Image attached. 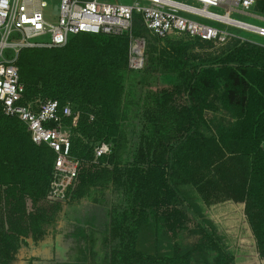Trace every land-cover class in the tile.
Wrapping results in <instances>:
<instances>
[{
    "label": "trees",
    "instance_id": "trees-1",
    "mask_svg": "<svg viewBox=\"0 0 264 264\" xmlns=\"http://www.w3.org/2000/svg\"><path fill=\"white\" fill-rule=\"evenodd\" d=\"M255 9L264 15V0H258ZM134 34L146 38L144 68L138 71L127 67L126 37L80 33L71 36L63 47L19 52L16 65L26 99L57 100L63 105L76 92L78 97L71 100L75 106L69 104L81 112L77 131L88 139L114 142L112 155L101 159L109 166L84 169L75 196L79 188L84 192L91 188L114 190L125 203L123 219L133 213L128 234L130 253L150 257L159 264L205 262L204 243L180 254L144 248L139 241L147 211L174 205L179 187L193 181L190 166L180 154L199 159L206 166L212 164L218 141L191 132L211 107V93L224 89L234 105L233 140L245 166V199L255 212L254 217L248 216L253 236L250 231L244 233L242 253L248 264H257L255 243L259 257L264 259V44L233 40L227 43L231 49L226 55L200 60L199 49L216 45L198 40H158L138 23ZM120 53L123 62L115 61ZM152 79L160 83L157 90L150 89ZM138 87L149 89L139 93ZM90 114L93 122L89 121ZM72 149L78 157L91 156V149L79 140L73 142ZM54 160L53 151L46 144H35L20 120L2 114L0 104V187L9 189L17 210L24 212L27 200L35 204L45 198ZM179 214L174 211L162 221L167 223ZM29 217L28 228L12 225L10 234L3 235L8 254L16 239L14 234L27 237L30 233L34 250L42 249L49 240L41 228L45 214L30 213ZM120 229L117 222L111 233L117 235ZM206 238L211 236L205 234ZM217 252V264H231L232 258L218 246ZM110 261L117 264L114 255Z\"/></svg>",
    "mask_w": 264,
    "mask_h": 264
},
{
    "label": "rangeland",
    "instance_id": "rangeland-1",
    "mask_svg": "<svg viewBox=\"0 0 264 264\" xmlns=\"http://www.w3.org/2000/svg\"><path fill=\"white\" fill-rule=\"evenodd\" d=\"M135 1L117 0L124 4H133ZM189 3L201 6L193 1ZM58 10L59 0L51 1L44 11L46 19L55 23ZM210 10L223 13L220 9ZM231 17L242 20L236 13H232ZM204 22L244 39L264 44V38L247 31L210 21ZM230 46H206L199 49L200 60H213L224 56L230 51ZM10 54L12 51L5 49V55ZM123 58L124 55L120 53L115 61L123 62ZM150 83V89L153 90L160 86L155 79ZM148 89L149 87H138V92L144 93ZM77 97L76 92L71 93L68 102L75 106L71 100ZM209 104L211 107L204 111L198 128L191 135H202L218 141L211 155L212 164L206 166L199 159H186L180 154L190 166L193 181L179 187L178 200L174 205H161L147 211L142 221L139 244H144L143 247L148 249L183 254L204 243L207 260H202V264H217V246L232 258L231 264H248L242 253L243 236L246 231H250L253 236L248 216L254 217L255 212L247 206L245 166L236 152L233 140L236 133L234 105L224 89L213 91ZM124 204L113 189L102 191L91 188L84 192L79 188L69 203H55L42 198L34 204L27 200L23 212L16 209L9 189L0 187V264H111V255L117 258V264H159L147 255L143 256L147 257L144 259L130 253L128 234L134 218L131 211V218L123 219ZM174 211L181 214L171 217L167 223L162 221L165 215H173ZM36 212H43L46 216L41 228L47 231L49 240L42 249L34 250L30 233L27 237L14 234L16 239L8 254L2 240L3 235L10 234L9 228L12 225L28 228L29 214ZM117 222L121 223V229L117 235H113L111 228ZM95 231L99 232L95 247H89L87 242H82V245L78 243L81 233L88 235ZM205 234L211 238L204 239ZM84 246L85 249L81 251L80 248ZM254 259L257 264H264V259L259 257L256 243Z\"/></svg>",
    "mask_w": 264,
    "mask_h": 264
},
{
    "label": "built area",
    "instance_id": "built-area-1",
    "mask_svg": "<svg viewBox=\"0 0 264 264\" xmlns=\"http://www.w3.org/2000/svg\"><path fill=\"white\" fill-rule=\"evenodd\" d=\"M51 1L0 0V104L2 114L20 120L35 144H46L53 151L55 160L45 199L55 203L72 201L84 169L109 166L101 159L112 155L114 142L112 139H88L79 133L81 112L69 103L61 105L57 100L25 98V87L20 82L16 65L22 49L63 47L71 36L80 33L126 37L127 67L138 71L144 68L146 38L134 34L136 23L158 40H198L216 46L233 40L258 43L204 21L264 38L263 26L231 17L232 13L254 11L258 0H136L133 4L117 0H59L55 23L49 22L44 13ZM5 49L12 54L6 56ZM89 121H94L92 114ZM78 140L91 149L89 158L73 154V142Z\"/></svg>",
    "mask_w": 264,
    "mask_h": 264
},
{
    "label": "crops",
    "instance_id": "crops-1",
    "mask_svg": "<svg viewBox=\"0 0 264 264\" xmlns=\"http://www.w3.org/2000/svg\"><path fill=\"white\" fill-rule=\"evenodd\" d=\"M257 13H256V9H254V11L249 10L247 12H240V13H238V15L242 18V21H247V22H250V23L264 27V15L260 14V13L257 14ZM257 42H260V41H257ZM260 43H262V42H260ZM98 235H99L98 231H95V232L88 234V235L85 233H81V237L79 238L78 243L80 245H82V242H87L89 244L88 245L89 247H95L96 239L98 238L97 237ZM84 249H85V246L80 248L81 251ZM90 252H91V250H90ZM80 253H82V252H80ZM91 264H93V263H91Z\"/></svg>",
    "mask_w": 264,
    "mask_h": 264
}]
</instances>
